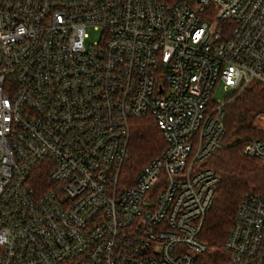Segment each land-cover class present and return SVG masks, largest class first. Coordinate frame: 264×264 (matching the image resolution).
<instances>
[{"label":"built area","instance_id":"built-area-1","mask_svg":"<svg viewBox=\"0 0 264 264\" xmlns=\"http://www.w3.org/2000/svg\"><path fill=\"white\" fill-rule=\"evenodd\" d=\"M253 83L264 0H0V264H196L220 182L206 162ZM146 115L166 147L124 184ZM243 154L264 160V138ZM225 250L264 264V199H242Z\"/></svg>","mask_w":264,"mask_h":264},{"label":"trees","instance_id":"trees-1","mask_svg":"<svg viewBox=\"0 0 264 264\" xmlns=\"http://www.w3.org/2000/svg\"><path fill=\"white\" fill-rule=\"evenodd\" d=\"M173 3L181 0H162ZM264 113V86L253 83L242 94L225 106V135L221 146L206 162L220 178L213 204L207 213L200 238L207 251L199 255L196 264H233L225 250L226 240L233 227L236 211L247 194L264 199V160L243 154L244 142L250 136L264 138L258 116ZM166 142L155 119L146 115L130 120L128 159L123 166L124 175L136 177L150 162L160 157ZM41 181L47 173L38 174Z\"/></svg>","mask_w":264,"mask_h":264},{"label":"rangeland","instance_id":"rangeland-1","mask_svg":"<svg viewBox=\"0 0 264 264\" xmlns=\"http://www.w3.org/2000/svg\"><path fill=\"white\" fill-rule=\"evenodd\" d=\"M99 32L93 31V30H88V38L86 40V44L95 42L99 39ZM227 92L224 90L223 86L221 83H218L214 89V94H213V100L214 101H223L226 99ZM260 119V125H264V120L262 118ZM259 124V123H258ZM125 179L123 181L124 184L131 183V177L129 175H124ZM133 181V178H132Z\"/></svg>","mask_w":264,"mask_h":264}]
</instances>
